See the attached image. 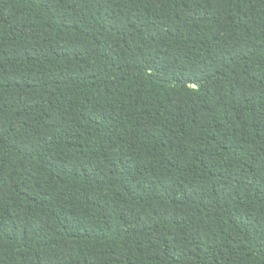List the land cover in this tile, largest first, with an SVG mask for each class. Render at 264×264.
Segmentation results:
<instances>
[{
  "label": "trees",
  "instance_id": "obj_1",
  "mask_svg": "<svg viewBox=\"0 0 264 264\" xmlns=\"http://www.w3.org/2000/svg\"><path fill=\"white\" fill-rule=\"evenodd\" d=\"M0 264H264V0H0Z\"/></svg>",
  "mask_w": 264,
  "mask_h": 264
}]
</instances>
